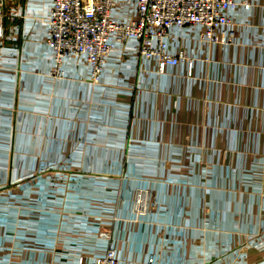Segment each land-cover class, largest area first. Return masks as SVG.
<instances>
[{"label": "crops", "instance_id": "crops-1", "mask_svg": "<svg viewBox=\"0 0 264 264\" xmlns=\"http://www.w3.org/2000/svg\"><path fill=\"white\" fill-rule=\"evenodd\" d=\"M230 1L214 43L167 27L180 63L160 72L110 38L92 81L82 56L51 73L53 0H4L0 264H91L108 247L118 264H264V0ZM136 9L114 0L111 18Z\"/></svg>", "mask_w": 264, "mask_h": 264}, {"label": "built area", "instance_id": "built-area-1", "mask_svg": "<svg viewBox=\"0 0 264 264\" xmlns=\"http://www.w3.org/2000/svg\"><path fill=\"white\" fill-rule=\"evenodd\" d=\"M233 6L230 0H137V17L128 24L112 20L114 0H53L47 21V44L54 57L53 75L60 73L63 59L82 56L91 69V80L97 81L107 55L113 50L109 39L122 44L128 38L137 40V53L156 58L158 69L176 65L183 55L173 56L165 51L163 38L167 27L202 25L205 36L216 42V29L229 24L225 11ZM0 0V39L4 35L2 20L11 15L4 12ZM155 39L157 46H153ZM137 213H143L138 203ZM91 264H118L115 252L108 247L103 257Z\"/></svg>", "mask_w": 264, "mask_h": 264}]
</instances>
